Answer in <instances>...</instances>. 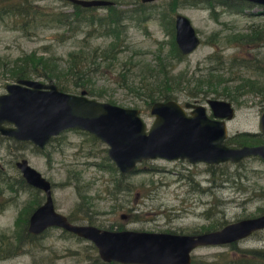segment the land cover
I'll return each mask as SVG.
<instances>
[{"label":"rangeland","instance_id":"obj_1","mask_svg":"<svg viewBox=\"0 0 264 264\" xmlns=\"http://www.w3.org/2000/svg\"><path fill=\"white\" fill-rule=\"evenodd\" d=\"M30 1L39 8L37 17L44 24L50 22L44 12L72 9V4L65 0ZM115 1L119 7L130 8L125 17L128 25L126 46L116 68H106L92 77L95 85L105 90L104 96L99 99L111 98L122 106L139 108L149 127L155 115L151 113L150 105L142 100L138 88L143 84L141 79L145 75L149 77L148 66H155L158 57L163 56L171 60L172 65L167 64V67L176 75L184 90L195 87L211 68V73L216 75L213 80L220 79V83L226 81L227 85L219 87H228L231 96L211 92L196 100L207 105L208 113L211 109L207 98H223L233 103L236 113L227 120V140L241 131H259L264 99L250 87L240 88V84L243 78L250 76L264 81V69L258 68V65L264 66V44L257 46L252 41L240 42L228 38L236 33L239 36L250 33L251 26L264 25L263 5L256 4L240 11L237 6L219 3L208 8L204 4L192 5L189 0L190 3L187 0H154L146 3L147 9H136V12L133 8L141 0ZM98 11L104 12V8H98ZM177 11L190 17L201 37L199 46L185 54L182 60L170 53ZM21 24L19 16L0 17V93L5 92V83L16 80L6 67L16 57L36 52L64 64L70 50L89 43L81 41L82 32L61 38L54 26L40 25L28 29L26 26L22 28ZM89 40L92 45H97L106 43L109 38L97 36ZM123 61L132 68L125 67ZM245 61L252 64L241 65ZM121 70L127 72L126 76L120 74ZM30 78L55 81V78L45 75H32ZM80 90L76 88L71 92ZM183 96L180 94L178 98L181 103L185 101ZM82 130H64L55 135L43 150L36 148L34 143L21 145L13 138L0 134V240L5 234V241L20 244L17 252L0 256V264L116 263L102 260L91 240L57 226L47 228L34 240L25 236L28 222L24 226L17 222L20 211L29 204L36 206L37 203L33 202L36 196L44 201L45 195L38 188L20 185L18 179L22 174L15 162L21 157L28 158L51 181L56 209L80 223L105 228L121 226L197 232L264 212V159L259 156L219 163L158 156L143 159L136 165V170L121 177L119 169L115 172L102 164L106 162L107 144L99 138L94 139L89 131ZM116 182V188H122L120 191L115 188ZM10 183H13V188ZM237 245L264 248V228L238 240ZM230 249L225 244H211L198 246L192 253L193 257L212 259Z\"/></svg>","mask_w":264,"mask_h":264},{"label":"water","instance_id":"obj_2","mask_svg":"<svg viewBox=\"0 0 264 264\" xmlns=\"http://www.w3.org/2000/svg\"><path fill=\"white\" fill-rule=\"evenodd\" d=\"M70 1L82 6L113 3L112 0ZM248 1L264 4V0ZM175 41L183 54L191 53L201 43L190 17L180 11L175 13ZM4 87L5 92L0 93L2 135L30 140L43 148L60 132L81 128L107 144V154L121 173L132 171L143 159L158 156L207 163L240 161L251 155L264 159V141L241 145L226 142L227 119L235 115V107L227 99L207 98L212 115L207 105L197 100L183 103L177 99L155 100L150 106L155 117L147 127L139 108L89 96L86 89L62 90L53 79L45 82L18 78ZM258 127L264 133V108ZM15 163L25 180L45 194V200L32 211L27 230L37 234L49 226H60L91 240L102 260L116 261L115 264H189L193 250L200 245L230 243L264 228V212L193 233L105 228L72 222L56 210L51 181L28 158L21 157Z\"/></svg>","mask_w":264,"mask_h":264},{"label":"trees","instance_id":"obj_3","mask_svg":"<svg viewBox=\"0 0 264 264\" xmlns=\"http://www.w3.org/2000/svg\"><path fill=\"white\" fill-rule=\"evenodd\" d=\"M188 1V0H187ZM192 5L204 4L208 8L215 7V3H219L225 6L234 7L237 6L240 11L251 8L254 3L248 0H189ZM188 1V2H189ZM189 2V3H190ZM137 6L133 8L145 10L146 4L136 3ZM30 0H0V17L4 18L7 15L19 16L21 19V27L33 28L39 27L40 25L54 26L57 28V34L64 38L72 36V33L82 32L83 36L81 41L88 42L80 44L77 48L70 50L67 53L64 64L51 60L52 58L45 56L43 54H38L36 52L25 53L16 57L9 65L6 67L9 70L11 77L18 78H29L32 75H45L47 77L55 78V81L62 90L65 91H76V88H83L87 90L90 95L96 96V98H101L105 94V90L100 86H96L92 77L100 72L106 70V68H116L117 64L121 62L120 54L124 51L126 46V38L128 25L125 21L126 14L129 13L130 8H123L117 5H108L104 7V12H99L97 6H82L80 4H72L71 10L64 9H52L51 12H44L45 15L49 16L50 22L43 23L37 16H39V8L35 7ZM175 7H171L174 9ZM264 12V11H263ZM175 29L173 30V32ZM104 36L109 38V40L104 44L92 45L89 38ZM229 40H238L240 42L252 41L254 44L263 45L264 44V25L251 26L250 33L243 34L239 36L238 33L233 34ZM170 53L173 57L182 60L184 54L179 50L175 35L171 39ZM170 59V57H169ZM165 57H158V62L155 66H148L149 77H143L141 80L143 83L138 88L141 98L146 105H151L155 100H166V99H178L180 94H183L184 100L197 99L198 97H206L211 92L217 95L231 96L228 87L223 89L220 85H227L226 81L220 83V79L213 80L214 75L211 73L212 69L204 76V79H199L197 84L193 88H188L186 90L180 87L181 83L176 80V75L171 73L168 69L167 64H171V60H167ZM242 60H245L243 58ZM125 63V61H123ZM168 62V63H167ZM131 64V63H129ZM252 63L250 61H245L241 65L250 66ZM126 65V63H125ZM138 66V65H136ZM132 68L131 66H125ZM135 67V66H133ZM258 68H263L264 66L258 65ZM128 69V68H127ZM126 69V70H127ZM120 74L126 76L127 72L124 70L120 71ZM221 76V74H218ZM148 78L147 80L143 79ZM230 78V77H229ZM227 79V78H226ZM243 83L240 84V88L246 89L250 87L253 92L258 93L262 100L264 99V81L259 80L257 77H246L243 78ZM228 80V79H227ZM206 84V86H204ZM75 87V88H72ZM71 88V89H69ZM75 89V90H74ZM227 90V91H226ZM184 91V93H182ZM225 91L227 93H225ZM203 92L201 95L199 93ZM108 101L115 102L113 99L108 98ZM77 130H81L75 128ZM84 131V130H82ZM91 136L95 139L94 134ZM4 137V136H3ZM56 137V136H55ZM10 138V137H9ZM12 138V137H11ZM13 140L21 145L32 143L30 140ZM264 141L263 133L241 131L234 135L233 138L227 140L229 144H257ZM39 150H43L41 147L35 145ZM106 162L102 163L107 165L112 171H117L118 167L113 161L106 155ZM137 169V168H136ZM134 169V170H136ZM128 173H120L119 176L125 177ZM21 186H32L25 178L21 175L18 179ZM9 186L13 188V183ZM117 187V182L115 183V188ZM36 188V187H35ZM120 191L122 188H116ZM81 196L85 198V195ZM42 197L36 196L33 199L34 203L39 204ZM36 206L32 207L29 204L20 211L17 222H21L24 226L28 222L30 213L34 210ZM223 221L220 222V225ZM216 227V226H214ZM110 228H114L111 226ZM116 228H123L121 226ZM208 230V229H206ZM257 232V231H256ZM22 234V233H21ZM27 235V236H26ZM37 234L30 232L25 233L26 237L34 240ZM24 236H21L23 238ZM6 235L3 234L0 240V256H8L13 252H17L19 245H14L12 241H5ZM231 249L227 251H222L218 253L214 258H199L193 257L190 264H264V248H249V247H238L237 241L226 243Z\"/></svg>","mask_w":264,"mask_h":264},{"label":"flooded vegetation","instance_id":"obj_4","mask_svg":"<svg viewBox=\"0 0 264 264\" xmlns=\"http://www.w3.org/2000/svg\"><path fill=\"white\" fill-rule=\"evenodd\" d=\"M65 1H68V2H70V3H72V1H70V0H65ZM113 1V3H111V4H104V5H95V6H97L98 8H104L105 6H108V5H115L116 4V1L115 0H112ZM149 1H154V0H149ZM149 1H142L141 0V3H144V4H146V3H148ZM146 6V5H145ZM43 201H41L39 204H37L36 206H38V205H40L41 203H42ZM55 204V203H54ZM67 215V217H68V219L70 220V221H72V222H77V223H80V222H78L76 219H74L72 216H70V215H68V214H66ZM57 227H60V226H57ZM60 228H62V227H60Z\"/></svg>","mask_w":264,"mask_h":264}]
</instances>
